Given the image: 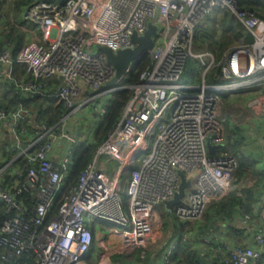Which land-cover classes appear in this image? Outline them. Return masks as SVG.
<instances>
[{
    "label": "built area",
    "instance_id": "2783aa9c",
    "mask_svg": "<svg viewBox=\"0 0 264 264\" xmlns=\"http://www.w3.org/2000/svg\"><path fill=\"white\" fill-rule=\"evenodd\" d=\"M252 1L259 4L260 13L240 7L236 0H30L21 18L38 33L19 45L15 61L24 65L28 79L17 88L24 96L40 94L61 105L66 111L62 122L100 98V90L116 75L99 47L113 54L133 49L134 33L143 36L149 24L156 30L136 83L127 87L118 82L106 90L105 95H111L129 88L131 97L92 163L49 220L70 162L62 161L59 169L51 151L56 138L70 137L43 125L21 149L19 136L24 130L19 127L32 120V110L22 104L0 109V139L11 133L12 151L19 152L27 166L23 186L0 185V206L6 214L16 213L0 222V246L16 256L32 253L33 264H87L94 242L92 228L97 224L102 233L95 258L101 264L104 257L132 254L152 243L161 219L158 205L165 206L178 193L179 172L187 181L194 175L182 203L168 209L180 222L198 220L209 203L234 192L237 161L226 153L210 156L207 141L213 146L224 141V127L217 117L222 92L244 97L245 109L255 116L264 113V0ZM215 9L228 13L243 28V36L219 61L207 53L199 56L208 57V70L215 68L218 79L226 83L207 85L202 75L198 86H185L180 81L192 57L195 30ZM10 45L5 41L0 47L3 80L12 79ZM52 79L59 84L49 85ZM87 92L93 94L85 97ZM107 106L100 109V117ZM148 138L153 139L151 147ZM140 152L144 155L139 166L132 167ZM106 164L116 165L106 172ZM127 171L125 211L118 194ZM22 190L36 193L38 203L30 220L21 216L23 208L15 199ZM249 231L246 241L253 245H226L228 257L216 264H264V234ZM6 263L7 258L1 257L0 264Z\"/></svg>",
    "mask_w": 264,
    "mask_h": 264
},
{
    "label": "trees",
    "instance_id": "16d2710c",
    "mask_svg": "<svg viewBox=\"0 0 264 264\" xmlns=\"http://www.w3.org/2000/svg\"><path fill=\"white\" fill-rule=\"evenodd\" d=\"M29 1L30 0H0V19H2L3 22L6 20V23H8L7 17L9 14H11L13 18L21 17L23 9ZM236 1L240 7L252 9L250 8L248 0ZM237 35L241 38L243 36V30L240 29ZM13 37L22 40V34H19V32L15 30L14 25L0 32V47L5 41L10 42L11 59L13 62L12 79L0 80V109L13 110L19 104H22L32 110L37 121L51 128L62 120L66 111L61 105H56L54 102L46 100L40 94H29L24 96L19 92L17 85L24 79H28V77L25 75L26 69L24 65L15 61L16 55L19 52V45L14 46L11 40ZM230 47L229 45V48ZM205 49L208 51L209 49H214V46L209 43L207 47L205 46ZM221 50L222 48L217 49L220 55L222 53ZM145 64L146 55L134 62L130 71L121 78V80H123L122 86L129 87L135 84L138 73ZM207 83L222 84L226 83V81L218 79L216 69L214 68L207 79ZM50 84L58 85L59 81L52 79L49 82V85ZM130 97L131 90L129 88L113 93L104 116L97 122V128L94 130L92 140L90 142L77 143L71 150L69 153L70 162L67 167L63 186L49 213L48 220L54 214L59 204L75 187L80 174L92 163L97 147L102 144L109 131L120 120L125 105ZM35 110L37 112H35ZM30 122L23 123L19 127L20 130H24L23 135L19 136L18 133L21 141V149L27 148L30 142L29 137L33 135L31 128L27 126ZM2 156L5 160L0 166L1 168L7 165L14 155L10 149H8L0 153V157ZM15 165L19 167V172L12 177L4 178L3 182L0 183L2 187L14 188L16 186H23L25 173L27 171L24 157L18 156L9 168ZM239 168L237 163V169ZM5 174H7V172ZM18 174L21 176H18ZM255 176V178L258 179V183H264V170L259 174H255ZM125 180L128 181L129 176H125ZM257 187L258 185H253L245 189L243 191V196L233 194L232 192L219 200L209 203L203 211L202 216L191 223L180 222L170 214L172 218H170L168 224L165 223L168 229V236L160 243L155 257L164 258V264H216L221 259L227 258L228 255L225 246L241 244L245 232V228H243L245 225H243L242 222L245 217H248L250 220L254 217L253 206L257 201V196L255 195ZM35 196V190H22L15 196L17 203L23 208L21 216L26 220L33 218L34 210L38 203ZM15 215L16 213L14 211L6 214L5 207L0 206V222L4 217L10 219ZM250 226L252 227V225ZM257 231L262 232V229L258 230L257 227ZM135 255L138 256V251L121 256L125 259L129 257L132 259ZM3 256L7 258L6 264L34 263L32 253L24 252L16 256L12 251L0 246V262Z\"/></svg>",
    "mask_w": 264,
    "mask_h": 264
},
{
    "label": "rangeland",
    "instance_id": "374dc122",
    "mask_svg": "<svg viewBox=\"0 0 264 264\" xmlns=\"http://www.w3.org/2000/svg\"><path fill=\"white\" fill-rule=\"evenodd\" d=\"M250 8L254 9L256 12L260 13V6L257 2L248 0ZM218 24V26H216ZM243 30L240 23L232 18L228 13H225L222 10L215 9L211 13H209L198 25L195 30L193 43L191 47L192 57L187 60L184 73L182 75V79L180 83L184 82L188 83L186 77L192 78L194 80L197 77H200L205 73L206 78L208 79L211 75V71L213 68L206 69L209 65V58L199 57L202 55H198L196 53L204 54L207 50V47L210 43L214 46V49H209L207 51L208 55H212L214 57L215 62L219 61L222 55L227 51L229 45L232 46L236 44L238 39L240 38L237 34L238 32ZM228 45H226V44ZM222 48V53L218 54L217 49ZM93 51H97V47L93 48ZM190 68V69H189ZM123 80L119 81L118 86H122ZM220 104L218 106V119L222 123L224 127V141H223V151L227 155H231L235 158L239 165V169L235 171L233 174V179H242L247 181V184L254 183L255 174L261 173L259 168V163L262 161L263 154L258 147L259 141L262 140L264 134L260 130L258 118H255L254 114L248 112L243 105L244 97L239 98L235 97L234 93L222 92L219 94ZM100 115V112H99ZM98 115V116H99ZM74 125H72L71 131L78 134H82L81 132H88V138L93 137L94 130L97 128V120L90 124L88 117L84 112L76 111L73 116ZM101 120L102 117H98ZM64 122V121H63ZM73 140L75 138L73 137ZM148 145L151 147L153 144V139H147ZM222 154V153H221ZM220 154V155H221ZM144 152H140L137 155V161L132 167H138L139 161L143 157ZM218 156V155H217ZM102 160H100L101 162ZM116 164H106V172L109 168L115 166ZM247 169V170H246ZM244 171V172H243ZM255 173V174H254ZM125 176H129V171L126 172L122 179L121 191L119 192V197L123 203L125 211L128 209V198L124 194V189L126 183L129 181L125 180ZM194 175H189L188 179L191 182ZM188 191V190H187ZM160 209L161 218L163 216L164 222L166 224L169 223L171 217L169 210L163 204L158 205ZM261 217V222L264 223V214ZM163 220V219H162ZM166 226V225H165ZM162 226L161 219L159 218L158 227H156L157 234L155 238L151 241L153 244L155 241H158L160 238H167L166 232L168 229ZM155 228V229H156ZM154 229V231H155ZM153 231V234H154ZM97 242H93L91 247V251L97 252L99 249L95 247ZM149 246V245H148ZM100 251V250H99ZM92 253V252H91ZM90 253V255H91ZM113 257H115L113 255ZM108 257H104L101 264H106V260ZM110 259V258H109Z\"/></svg>",
    "mask_w": 264,
    "mask_h": 264
},
{
    "label": "crops",
    "instance_id": "0c3cea01",
    "mask_svg": "<svg viewBox=\"0 0 264 264\" xmlns=\"http://www.w3.org/2000/svg\"><path fill=\"white\" fill-rule=\"evenodd\" d=\"M3 1V0H2ZM1 14V13H0ZM5 22L2 21V19H0V32L5 31L8 27L14 25L15 30H17V32H19V34H22V40H19L18 38H12V43L15 45H21L24 42H26L30 37H32L36 32L38 33V31H36L34 29V27L25 24L22 20V18L19 16L17 18H13L11 14L8 15L7 17V21L8 23H6V20H4ZM207 51L204 53L206 54ZM198 55H202V53H196ZM209 66V65H208ZM208 69V67L206 68ZM204 79H205V83L207 85H211L213 83H207V78L205 77V73L203 74ZM187 82L188 83H184L182 82L181 84L185 85V86H191V87H195L198 86L200 80L202 79V75H201V79L200 77H197L196 80L186 77ZM0 80H2L0 78ZM107 88H102L99 94L100 98L98 97L96 100L92 101L91 103H89L88 105L84 106L83 108L77 109L78 111L84 112L85 115L88 117L90 124L94 121L99 120L98 116L99 115V111L100 109L104 106V104H106V106L110 103L111 100V96L113 95V93H111V95H105ZM93 93H85V97L92 95ZM252 94H256V93H251L249 95ZM43 97V96H42ZM45 98V97H44ZM46 100H48L47 98H45ZM50 101V100H48ZM52 102V101H50ZM57 105V104H56ZM35 112H37L35 110ZM74 114V113H73ZM73 114L71 116H69L68 118H66L64 120V122H62L60 120V122L58 124H56L55 126L51 127L54 129L55 134L57 133V131L59 129L63 130L64 132H66L69 137L70 140H64V139H60V138H56L55 141V145L51 151V160L54 163L55 166H57L60 169V164L62 161L69 159V153L71 152V150L74 148V146L77 143H81V142H90L92 140L93 137H89L87 136L88 132H84L82 131V134H79V136H77L78 134H76L75 132L71 131L72 125H74L73 122ZM34 115V113H33ZM65 116V115H64ZM63 116V117H64ZM258 118V122H259V126L260 130L263 132V128H264V113L257 115ZM44 125V123L37 121L36 116L32 117V120L30 122L29 125H27L29 128H31L33 135L29 137V141H33L38 133V130L42 129V126ZM76 125V122H75ZM46 127V126H45ZM48 128V127H46ZM49 128V129H51ZM27 129V128H26ZM73 137L75 138V140H73ZM13 145H14V138L13 135L9 132H6V134L0 139V153H2L3 150H8L10 149V151L13 153V158L12 160L5 166H3L2 168L0 167V183L3 182L4 178H9L12 177L13 175L17 174L19 171V167L18 166H12L11 168H9V166L18 158V156H22L20 155L19 152H15L12 151L13 149ZM258 147L260 148L263 157H262V161L261 163H259V168L260 171L264 170V134H263V138L262 140L259 141ZM224 145L223 144H219L217 146H215V149L212 151V154L209 153L210 156H217L220 155L221 153H224L223 151ZM4 156V155H3ZM0 157V166L4 163V157ZM7 172V174H5ZM7 176V177H6ZM245 180V179H244ZM244 180H240V179H235L234 182L236 184V189L233 192V194H238L239 196H243L244 194V190L247 188L254 186H257V190H256V196H257V201L253 206V219L250 220L248 219V217H245L242 224L245 225L243 228H245V232H244V236L243 239L241 240V243L246 242L247 244L253 245V243L251 241H246V239H248V233L250 232L249 229H251L252 231L255 230L257 231V227L258 230L262 229V233L264 234V223L261 222V217H263L262 215L264 214V191L262 190V186H263V182L258 183V179L255 178L254 179V183L252 184H247V181ZM242 194V195H241ZM163 219V220H162ZM161 223L162 226H165V222H164V218H161ZM252 225V227L250 226ZM167 228V226H165ZM249 228V229H247ZM157 228L154 231L153 234V238H155L156 234H157ZM102 230L100 229V227L97 224L93 225L92 228V232H93V236H94V242L96 243L98 241V239L101 236V232ZM167 234V232H166ZM165 239L160 238L158 241H155L153 244H149V248L146 247L145 250H140L138 251V256H134L132 259L131 257H129L128 259L123 258L121 255H114L115 257L111 256L108 257L106 260V264H164L165 260L164 258H158L155 257V254L157 252V249L160 245V243H162V241H164ZM96 249H97V244L95 245ZM91 255L87 257L86 261L87 264H98L96 261V256H97V252L91 251ZM131 256V255H129ZM126 257V256H125ZM139 257V258H137ZM110 258V259H109ZM262 258L264 261V247L262 248Z\"/></svg>",
    "mask_w": 264,
    "mask_h": 264
},
{
    "label": "water",
    "instance_id": "95a60500",
    "mask_svg": "<svg viewBox=\"0 0 264 264\" xmlns=\"http://www.w3.org/2000/svg\"><path fill=\"white\" fill-rule=\"evenodd\" d=\"M156 28L149 24L145 34L138 37L135 33L131 36V41L135 44L133 49H124L113 54L111 50L106 47H99L98 50L103 52L106 56L107 62L115 69L116 75L114 79L107 84V87L116 85L121 78L127 73L130 66L140 59L142 56L152 48L153 41L152 36L155 34ZM207 148L210 154L215 149V146L207 141ZM181 184L178 193L175 194L174 198L165 204L167 209H172L175 205L181 204L182 199L185 196V191L191 186L190 182L186 180L184 174L179 172Z\"/></svg>",
    "mask_w": 264,
    "mask_h": 264
},
{
    "label": "bare ground",
    "instance_id": "6f19581e",
    "mask_svg": "<svg viewBox=\"0 0 264 264\" xmlns=\"http://www.w3.org/2000/svg\"><path fill=\"white\" fill-rule=\"evenodd\" d=\"M234 45H235V44H234ZM234 45H233V46H234ZM231 47H232V46H231ZM231 47H230V48H231ZM230 48H229V49H230ZM158 224H159V221H158L157 225H158ZM155 226H156V225H155ZM154 228H155V227H154Z\"/></svg>",
    "mask_w": 264,
    "mask_h": 264
}]
</instances>
